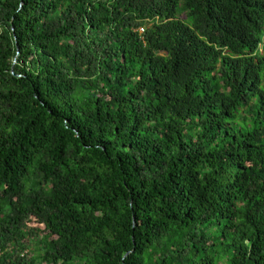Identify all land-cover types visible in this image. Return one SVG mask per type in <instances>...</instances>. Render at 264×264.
Segmentation results:
<instances>
[{
  "label": "trees",
  "instance_id": "16d2710c",
  "mask_svg": "<svg viewBox=\"0 0 264 264\" xmlns=\"http://www.w3.org/2000/svg\"><path fill=\"white\" fill-rule=\"evenodd\" d=\"M263 75L264 0H0V264H264Z\"/></svg>",
  "mask_w": 264,
  "mask_h": 264
},
{
  "label": "rangeland",
  "instance_id": "374dc122",
  "mask_svg": "<svg viewBox=\"0 0 264 264\" xmlns=\"http://www.w3.org/2000/svg\"><path fill=\"white\" fill-rule=\"evenodd\" d=\"M262 88H264V75H263V83H262ZM34 246V245H33Z\"/></svg>",
  "mask_w": 264,
  "mask_h": 264
},
{
  "label": "built area",
  "instance_id": "2783aa9c",
  "mask_svg": "<svg viewBox=\"0 0 264 264\" xmlns=\"http://www.w3.org/2000/svg\"><path fill=\"white\" fill-rule=\"evenodd\" d=\"M142 30V29H141Z\"/></svg>",
  "mask_w": 264,
  "mask_h": 264
}]
</instances>
